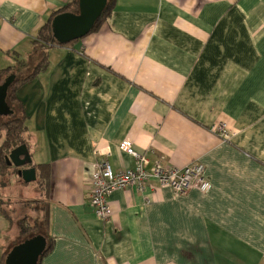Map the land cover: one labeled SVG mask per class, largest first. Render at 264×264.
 Returning <instances> with one entry per match:
<instances>
[{"label": "crops", "instance_id": "1", "mask_svg": "<svg viewBox=\"0 0 264 264\" xmlns=\"http://www.w3.org/2000/svg\"><path fill=\"white\" fill-rule=\"evenodd\" d=\"M66 1L0 0V60L28 59ZM17 97L32 161L50 164L40 264H264V0H113L96 31L48 49ZM122 140L147 168L202 164L210 188L151 179L112 191L98 218L96 162L135 167Z\"/></svg>", "mask_w": 264, "mask_h": 264}, {"label": "trees", "instance_id": "2", "mask_svg": "<svg viewBox=\"0 0 264 264\" xmlns=\"http://www.w3.org/2000/svg\"><path fill=\"white\" fill-rule=\"evenodd\" d=\"M113 8V0H108L105 8L101 12L100 16L95 21L91 31H96L107 19L110 11ZM62 12H78V0H68L59 9L52 12L48 20L38 29L35 40L33 41L35 47L41 49V57L39 61L28 71L26 68L29 67L28 59H19L16 52H7L16 62L12 66H7L0 69V79L3 84L8 77H11L6 95V103L10 109V114L12 117L0 121V176L1 178L8 179L15 174L17 169L12 164H7L5 157L10 153L15 147L25 144L28 148V134L26 126V112L22 105V102L17 97V91L27 82L34 79L39 73L46 70L48 66V49L55 46H72L74 42L78 39L73 40L69 43H60L56 40L51 29V21L53 17ZM29 151V150H28ZM30 153V152H29ZM31 156V153H30ZM24 167H32L35 170V180L30 182H25L21 178L18 183L22 186L35 185L37 190L41 193V197L37 199H0V213L2 217L6 220H10L12 213L16 210V206L28 207L26 205H31V210H39L42 213L41 218L38 216H31L29 214L22 216L17 221L18 227V237L25 238L32 236V234H37L38 236L44 237L45 248L42 254L36 259L35 264H40L41 259L51 250L52 240L47 235V197L49 194L50 187V164L49 163H31L26 164ZM8 180L4 181L2 185L8 184ZM1 187V185H0ZM35 202H40L41 207H36ZM14 204V205H12ZM8 251L0 256V264H5V259L7 257Z\"/></svg>", "mask_w": 264, "mask_h": 264}, {"label": "built area", "instance_id": "3", "mask_svg": "<svg viewBox=\"0 0 264 264\" xmlns=\"http://www.w3.org/2000/svg\"><path fill=\"white\" fill-rule=\"evenodd\" d=\"M217 131L221 136H227L226 131L219 125ZM119 149L132 155L135 167L114 171L105 158L96 162L92 174V187L89 192V203L95 215L105 220L111 214L108 196L115 189L126 186H135L139 191H144L149 180L153 179L160 186H169L175 193L183 194L190 188H197L207 192L210 182L204 175V167L200 163H189L182 167H167L161 164L158 158L151 167L148 158L134 150L129 140H122Z\"/></svg>", "mask_w": 264, "mask_h": 264}, {"label": "water", "instance_id": "4", "mask_svg": "<svg viewBox=\"0 0 264 264\" xmlns=\"http://www.w3.org/2000/svg\"><path fill=\"white\" fill-rule=\"evenodd\" d=\"M108 0H78V12H62L55 15L51 21V29L54 37L60 43H69L76 39H81L87 35L101 12L105 8ZM11 77L0 84V114L10 113L6 103L7 87ZM7 164H12L18 168L16 173L25 181L35 180V170L32 167H24L31 163L32 158L25 144H21L10 151L5 157ZM44 237H37L26 243L14 246L7 254L5 264H35L36 259L42 254L45 248ZM24 251L23 256L16 254L18 250Z\"/></svg>", "mask_w": 264, "mask_h": 264}, {"label": "rangeland", "instance_id": "5", "mask_svg": "<svg viewBox=\"0 0 264 264\" xmlns=\"http://www.w3.org/2000/svg\"><path fill=\"white\" fill-rule=\"evenodd\" d=\"M40 55H41V50L40 48H37L36 51L29 56L28 58V65L29 67L26 68V72H28L40 59ZM7 62V63H6ZM6 62L3 63L0 60V67H6L8 65H12L15 64V60L12 58H7ZM4 77L2 79H0V83L3 81ZM12 117V115L10 113L8 114H0V121L5 120L7 118ZM34 161V160H33ZM20 179L19 175H17V173H13V176L8 177V179L5 178H1L0 176V185H1V192H2V199L4 200H9L11 198L13 199H37L39 198L38 194H39V190H37V188H35L32 184L28 185V186H22L21 184L18 183V180ZM8 180V184L6 185H2V183H4V181ZM12 200V199H11ZM36 203V207L40 208L41 207V203L40 202H35ZM14 205V204H12ZM28 207H18L16 206V210L12 213V217L10 220H4L3 225L4 228L2 230V235H3V239H4V245H6V249L5 251H8V253L10 252V250L22 243H26V241H30L33 240L37 237H39L37 234H32L31 238L30 236L25 237V238H21L18 237V227H17V221L24 215H31V216H38L41 218L42 213L41 211L37 210H31V205H26ZM1 234V232H0ZM2 237V236H1ZM16 254H19L21 256H23L24 254V249L23 250H18V252Z\"/></svg>", "mask_w": 264, "mask_h": 264}, {"label": "flooded vegetation", "instance_id": "6", "mask_svg": "<svg viewBox=\"0 0 264 264\" xmlns=\"http://www.w3.org/2000/svg\"><path fill=\"white\" fill-rule=\"evenodd\" d=\"M27 248V246L26 247H24V251H25V249Z\"/></svg>", "mask_w": 264, "mask_h": 264}]
</instances>
